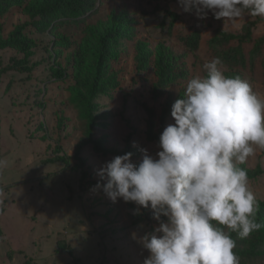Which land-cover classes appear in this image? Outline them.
I'll return each instance as SVG.
<instances>
[{"label": "rangeland", "instance_id": "obj_1", "mask_svg": "<svg viewBox=\"0 0 264 264\" xmlns=\"http://www.w3.org/2000/svg\"><path fill=\"white\" fill-rule=\"evenodd\" d=\"M45 1L0 5V39L19 32L26 46L0 47V264H143L148 251L133 233H151L158 222L150 208L137 215L133 202L90 191L96 173L117 155L131 153L137 165L141 148L155 155L174 123L172 104L214 57L226 76L246 79L264 100V17L232 23L209 11L200 20L177 0H60L49 15L27 13ZM221 32L230 35L225 51L241 61L223 58ZM195 36V45L186 44ZM162 54L172 67L163 82ZM77 78L98 85L85 89ZM254 148L238 166L264 218V149ZM256 168L262 173L250 176ZM248 238L236 241L241 261L252 248ZM256 257L249 264H264V255Z\"/></svg>", "mask_w": 264, "mask_h": 264}, {"label": "clouds", "instance_id": "obj_2", "mask_svg": "<svg viewBox=\"0 0 264 264\" xmlns=\"http://www.w3.org/2000/svg\"><path fill=\"white\" fill-rule=\"evenodd\" d=\"M177 2L200 20L209 11L232 23L246 15L264 17V0ZM203 69L172 104L174 123L160 134L155 155L141 148L138 165L131 153L113 157L90 189L113 203L133 202L137 215L140 208L151 209L158 226L133 233L148 251L143 264H240L230 232L243 239L264 227L257 222L259 203L247 171L238 166L255 154L254 146L264 149V100L246 79L226 76L220 57Z\"/></svg>", "mask_w": 264, "mask_h": 264}, {"label": "trees", "instance_id": "obj_3", "mask_svg": "<svg viewBox=\"0 0 264 264\" xmlns=\"http://www.w3.org/2000/svg\"><path fill=\"white\" fill-rule=\"evenodd\" d=\"M4 1L5 0H0V5L1 4H4L5 3ZM59 6H60V0H46L43 4L38 5L37 7H33L32 9H29L27 11V13L28 14H31L33 16L49 15V14L54 13L57 10H59L60 9ZM63 10H67L68 11L70 9L68 8V9H63ZM220 34L222 35V38L218 39V42L220 44V50L222 52L223 58L226 61H228V62H235V63H237V62L241 61V58H240L241 56H239L237 53H235V54L232 55V54L228 53V51H225V45L230 40V35L229 34H226L224 32H221ZM245 35L246 36L249 35V29H247L245 31ZM110 37H111V35H110ZM110 37H108V38H110ZM108 38H105L104 39V41L102 42L103 45H101L100 47H98V48H101L99 50H103V49H106L107 48ZM195 38H196V36L195 37H189L190 41L186 39V41H185L186 44H190V46L195 45L196 44V40H194ZM8 46L9 47H14V48L19 49V50H25L26 49L25 42L20 39L19 32H16L13 35L12 39H10V40H7L6 41V40L0 39V47L1 48L8 47ZM169 59H170V55L169 54H167V55H163L162 54V55H160V57L158 59V62H157V70L159 72V76H160L161 82L168 81L171 78V72H172L171 68L172 67H171V64L168 61ZM14 66L16 68H18L19 70H21V69L22 70H27V67L24 64V61L21 60V59H15L14 60ZM78 80L80 81V79H78ZM81 85L85 89H88L89 88L90 90H94L97 87L98 84H96L95 81H90L89 79L85 78L84 80H82ZM149 125L151 127V123ZM261 173H262V171H261L260 168H256L254 170H249L248 171V174H250V176H253V177L254 176H258ZM257 222L258 223H261V224H264V218L257 216ZM230 235H231V237L236 242L239 235L236 236L237 235L236 232H231ZM247 240H249V243L252 244V248H251V251H248L247 250V251H245L243 253L244 258L242 259V261L240 260V264H249L252 259H256L257 258L256 256H263L264 255V253H261L259 255H257L255 253V249L256 248L264 247V227H262L258 231L252 232L249 235V238ZM239 258H240V256H239Z\"/></svg>", "mask_w": 264, "mask_h": 264}]
</instances>
